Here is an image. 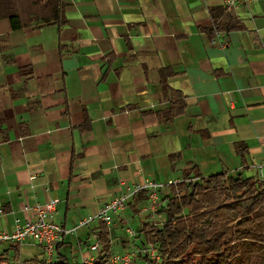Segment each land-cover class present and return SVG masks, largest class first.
I'll list each match as a JSON object with an SVG mask.
<instances>
[{
	"label": "crops",
	"instance_id": "1",
	"mask_svg": "<svg viewBox=\"0 0 264 264\" xmlns=\"http://www.w3.org/2000/svg\"><path fill=\"white\" fill-rule=\"evenodd\" d=\"M47 1L21 0L20 11L15 1L19 29L0 18V230L50 199L58 200L51 220L72 228L126 188L181 181L192 166L203 177L243 172L264 182V0L230 12L225 0ZM213 8L240 27L204 30ZM44 77L53 92L42 93ZM170 89L184 111L157 121L148 112L169 106ZM131 200L115 217L121 226ZM97 234L95 225L79 227L58 252L74 245L83 262ZM12 244L0 243V252ZM18 244L38 249L25 259L45 255L33 242Z\"/></svg>",
	"mask_w": 264,
	"mask_h": 264
},
{
	"label": "trees",
	"instance_id": "2",
	"mask_svg": "<svg viewBox=\"0 0 264 264\" xmlns=\"http://www.w3.org/2000/svg\"><path fill=\"white\" fill-rule=\"evenodd\" d=\"M54 0H48L47 6ZM211 9L212 24L204 30H231L239 28L237 20L222 12ZM222 17L219 21L217 18ZM12 29L22 27L19 16L9 9L7 14ZM55 18L65 21L63 10L55 13ZM2 39L0 38V43ZM4 52V48H1ZM4 61L12 62L3 55ZM22 75L29 74V66L20 67ZM164 81V80H163ZM48 83L49 86L44 87ZM39 85L42 93L53 92L51 80L41 78ZM169 106L165 110L148 112L157 121L170 122L184 111L185 103L179 91L170 89ZM88 121L81 125L88 128ZM236 151L241 157L245 154L243 143H236ZM144 192L132 197L129 203L133 212H137V204ZM164 206L158 213L164 215L163 222H143L136 237H143L141 246L152 242L156 245L159 260L142 259L146 264H246L252 248L264 246V182L247 177L243 172L215 173L203 177L192 166L183 170L181 181L167 186L163 194ZM97 241L101 249L98 260L91 264H111L110 230L106 223L98 221ZM135 237V238H136ZM250 246V247H248ZM50 262L45 259H25L23 264H84L71 262L58 252ZM252 247V248H251ZM13 251L14 259L20 255L19 244H12L9 249L0 252V264H11L8 253ZM26 261V262H25Z\"/></svg>",
	"mask_w": 264,
	"mask_h": 264
},
{
	"label": "built area",
	"instance_id": "3",
	"mask_svg": "<svg viewBox=\"0 0 264 264\" xmlns=\"http://www.w3.org/2000/svg\"><path fill=\"white\" fill-rule=\"evenodd\" d=\"M250 0H225L224 9L227 12L234 10L242 4ZM263 171V166H259ZM179 181L169 180L168 183L158 182L155 180H145L142 183L135 184L132 189L126 188L125 191L114 197L111 201L104 204L95 214L88 215L78 222V225L72 228L54 223L51 220V214L55 210L57 199H50L43 204H34L30 209L33 216L30 218H15L10 230H0V243H21L30 241L40 246L45 254L46 262H50L56 246L63 240L67 234H74L77 228L90 225L94 222H104L110 225L113 218L122 213L127 203L140 192L146 194V205L142 207L140 212H146L151 219L158 214V211L164 206V202L160 199L162 189L170 184ZM29 209V207H26ZM164 219H162L163 222ZM161 222V223H162ZM156 223V222H154ZM129 237L135 238L137 232L130 228H126ZM101 246L98 241L88 246V250L92 253L83 260L84 264H91L98 260ZM138 256H146L150 260H159V254L156 245L152 242L146 246L124 251L119 254H112L110 257L111 264H136L135 259ZM143 264H146L145 261Z\"/></svg>",
	"mask_w": 264,
	"mask_h": 264
},
{
	"label": "rangeland",
	"instance_id": "4",
	"mask_svg": "<svg viewBox=\"0 0 264 264\" xmlns=\"http://www.w3.org/2000/svg\"><path fill=\"white\" fill-rule=\"evenodd\" d=\"M15 1H17L16 4L18 5V9L20 11L22 8L21 0H0V14H7L9 9H11V11L15 13L14 10V8L16 7ZM140 207L141 206L137 205V212H133L131 208L129 209V211L125 215L127 217L126 221L122 226L119 225V223H117L115 217L113 218L111 224L108 226L110 230L112 254H119V253H123L124 251H129L131 249H137V246L135 245L141 244L143 237L131 238L128 236V234L125 231L127 227H130L138 233V231L142 226V221L145 222L148 220L147 214L143 215L138 213L141 209ZM161 218L162 216L155 214V217L151 219V221L156 222L158 225H160L162 222ZM93 225L97 226V222L92 223V226ZM77 233L79 234V231ZM73 237H74L73 235H68L67 238L68 240L73 241L74 239H71ZM91 239H92L91 241L94 242V238ZM121 239L126 240L128 243L125 248L121 243ZM76 250H77L76 248L74 249V245L72 247H70V245H65V247L61 250V253L65 255L71 262L82 263L78 251L74 254V251ZM36 252H38V249L26 244H22L19 257L17 259H14L13 257L14 253L13 251H10L8 258L11 264H23L22 261L25 258L32 257ZM40 259H45V255L41 254ZM135 262L136 264H143L144 260L142 259L141 256H138L136 257ZM246 264H264V246H262L259 249L252 248L249 253V259L246 262Z\"/></svg>",
	"mask_w": 264,
	"mask_h": 264
}]
</instances>
